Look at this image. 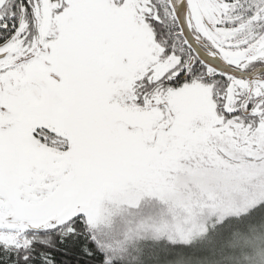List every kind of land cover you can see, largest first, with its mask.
<instances>
[{
  "label": "snow or ice",
  "instance_id": "1",
  "mask_svg": "<svg viewBox=\"0 0 264 264\" xmlns=\"http://www.w3.org/2000/svg\"><path fill=\"white\" fill-rule=\"evenodd\" d=\"M238 185L264 191V0H0V264H264L226 243L264 199L191 244L114 238Z\"/></svg>",
  "mask_w": 264,
  "mask_h": 264
},
{
  "label": "rangeland",
  "instance_id": "2",
  "mask_svg": "<svg viewBox=\"0 0 264 264\" xmlns=\"http://www.w3.org/2000/svg\"><path fill=\"white\" fill-rule=\"evenodd\" d=\"M264 199V191L255 187H248L245 185L233 186L230 189L224 190L215 204L211 208H204L196 211L195 213L190 212L188 209L177 210L176 206H172V212H158L161 217L157 223L147 224L142 226V231L145 235L158 237V235H166L168 238L173 239L175 242H192L194 239L199 238L207 230V223L213 215H219L220 218L223 216H233L235 214H244L250 212L259 203L260 200ZM117 207L123 208V205L117 206L114 202L109 201L101 206V218L103 214L109 213L114 214ZM124 210V209H123ZM247 211V212H246ZM164 213V214H163ZM172 213V214H171ZM119 215L116 216L117 224H119ZM140 223H144L140 220ZM259 228H264L261 225ZM119 234L117 232L115 233ZM264 236V231H256L252 235H241L240 237H233L226 243L228 247L239 249L241 252L247 247L255 246L259 237ZM116 240V238H115ZM264 240V238L259 239ZM118 243V240H116ZM264 247V246H263ZM247 253H244V259H248Z\"/></svg>",
  "mask_w": 264,
  "mask_h": 264
},
{
  "label": "trees",
  "instance_id": "3",
  "mask_svg": "<svg viewBox=\"0 0 264 264\" xmlns=\"http://www.w3.org/2000/svg\"><path fill=\"white\" fill-rule=\"evenodd\" d=\"M123 209H124L123 210L124 215L118 217L119 218V224H118L119 234H116V236L114 237L116 238V240H118V245L120 246L131 245L136 248H142V247H147L149 245L163 241L165 239L173 241V239L168 238V236L166 235H158V237H153V236L145 235L142 231V226L145 223L151 224V223L158 222V219L161 218L158 215V212L167 211L168 215L171 216L169 214V211L172 212V210L169 209L167 206H162L158 201L145 198L143 202V206L141 207L139 212H133L132 214L129 215L127 209L126 208H123ZM240 215L241 214L239 215L235 214L233 216H240ZM210 216L209 218H207V219H211L207 223L208 225L207 230L200 237H203L206 233H208L209 230L211 228H214L216 224L219 223L221 220L228 218V217H233V216L224 215L223 218H220L219 215H213L210 218ZM140 220H142L144 223H140ZM124 221H127V223H125ZM261 225H264V220L259 221L257 225V232L261 231L259 228ZM262 238H264L263 235L259 237V239H262ZM197 239L198 238L194 239L193 241ZM259 239H257L258 242H256V248H261L264 246V240H259ZM192 242L180 241L178 243L191 244Z\"/></svg>",
  "mask_w": 264,
  "mask_h": 264
}]
</instances>
